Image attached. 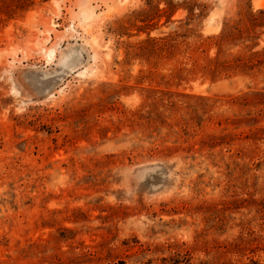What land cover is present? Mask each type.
Here are the masks:
<instances>
[{"label": "rangeland", "instance_id": "374dc122", "mask_svg": "<svg viewBox=\"0 0 264 264\" xmlns=\"http://www.w3.org/2000/svg\"><path fill=\"white\" fill-rule=\"evenodd\" d=\"M0 264H264V0H0Z\"/></svg>", "mask_w": 264, "mask_h": 264}]
</instances>
